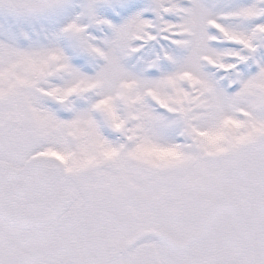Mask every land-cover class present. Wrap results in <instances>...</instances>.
<instances>
[{"label":"snow or ice","instance_id":"6c2138e0","mask_svg":"<svg viewBox=\"0 0 264 264\" xmlns=\"http://www.w3.org/2000/svg\"><path fill=\"white\" fill-rule=\"evenodd\" d=\"M0 264H264V0H0Z\"/></svg>","mask_w":264,"mask_h":264}]
</instances>
